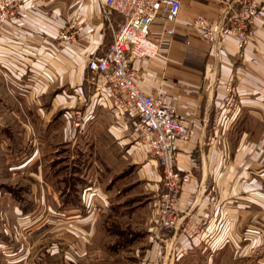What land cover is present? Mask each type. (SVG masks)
<instances>
[{
	"label": "crops",
	"instance_id": "crops-1",
	"mask_svg": "<svg viewBox=\"0 0 264 264\" xmlns=\"http://www.w3.org/2000/svg\"><path fill=\"white\" fill-rule=\"evenodd\" d=\"M180 1L175 34L166 51L151 59L132 60L130 64L137 70L136 82L140 88L147 94L161 97L167 106L174 107L178 117L195 131L192 142L179 141L175 148L178 167L190 176L177 207L182 212L190 208V213L181 216L183 226L191 222L202 225L197 233L191 230L183 234L170 231L169 242L165 244H172L174 257L167 260L165 256L168 253L162 255L157 241H152L151 228V238L146 248L141 250V264H221L219 255L226 252L228 246L239 255L238 259L232 256L229 264H244L254 254L260 256L257 264H264V24H256L242 51H238L232 41L222 47L216 43L209 45L201 40L191 24L197 19L213 24L224 23L220 17V0ZM257 1L264 5V0ZM20 6V14L0 27V84L7 91H1L0 105H49L44 109L54 120L44 131L47 133L44 137L50 141L58 138L56 128L59 120L55 119L71 105H77L78 99L82 102L89 98L93 107L95 103L104 108L114 107L112 117L117 128L107 124L105 131L101 132L99 125L102 122H99L98 115L102 110L98 108L92 126L82 127L79 135L68 141L80 144L79 163L85 168L83 172L91 167L90 174H96L97 167L101 171L100 179L107 175L111 179L126 163L127 173L116 180H134L136 185L129 183L127 186L136 195L139 194L134 192L139 189L138 181L152 180L156 182L157 192L161 185L160 171L156 169L155 160L147 156L144 146L136 142L138 118L132 113L119 112L104 79L93 78L86 69V61L90 57L106 52L113 33L123 22L122 17L112 13L108 19L105 18L99 0H20ZM69 24L77 25L78 39L71 45H61L56 35ZM228 82L238 94V106L226 116L223 108L228 96ZM97 98L100 99L96 101ZM217 109L222 111L228 129H216V143L208 146L204 143L213 135L212 114ZM248 117L263 123L259 133L251 135L252 130L246 126ZM0 131L8 137V141H4L12 152L20 158L26 156L23 148L25 135L21 139L9 135L3 128ZM31 156L35 158L33 161L28 159L32 161L29 162L31 169L42 180L45 159L40 154L37 158ZM136 163H142L141 177ZM103 181V188L95 192L107 205L114 207L112 201L116 198L117 183ZM48 188L53 189L51 184ZM205 190H212L215 196L205 195ZM55 195L54 190L50 199ZM48 198L44 192L41 199ZM67 198L60 199V203L67 200L64 210H73L75 199ZM18 202L21 211L26 213L31 204L25 200ZM156 203V199L152 205L149 202V208L152 210ZM77 220L84 226L92 222V216ZM148 232L147 229L146 237ZM81 234L84 239L86 232ZM241 235L248 238L238 247L236 243ZM138 237L130 243H137L142 236ZM0 239L4 244L8 243L6 237ZM80 244L76 241L75 248L70 249L73 255L92 253L94 247H81ZM121 247L117 246L112 252ZM57 253L54 249L51 254Z\"/></svg>",
	"mask_w": 264,
	"mask_h": 264
},
{
	"label": "rangeland",
	"instance_id": "rangeland-1",
	"mask_svg": "<svg viewBox=\"0 0 264 264\" xmlns=\"http://www.w3.org/2000/svg\"><path fill=\"white\" fill-rule=\"evenodd\" d=\"M220 4L221 8L225 7L223 0H220ZM18 5L21 7L20 0H18ZM260 6L264 7L263 4H260ZM233 7L238 8V4L235 3ZM19 14L16 13L13 18ZM225 23H227L226 19H224ZM5 90L6 88L0 84V94H2L1 91L6 93L7 91ZM86 99L82 100L81 105H71L68 109H65L66 112L63 115L55 119L59 120V123L57 125L58 128H56L58 138L56 137L54 141L44 137L47 134L44 131L53 122L52 119L54 120L53 117H48V111L44 109L45 106L48 107L49 105H44V107L42 105H0V129L3 128L9 135L21 137V139L25 135L23 137L25 139L23 148L26 151V156L22 155L21 158L17 153L12 152L9 144L7 145L4 141V139L8 141V137L4 136L0 131V238L2 236L6 237L8 242L4 244L0 239V264H141L143 259L141 250L143 247L146 248L147 241L151 238V228L153 230L152 241H157L163 253L162 255H165V252L168 253V256H165L166 260L170 256L174 257L171 252L173 250L172 244L168 246V243L165 244V242L170 239L168 236L170 231L171 233L175 231L181 234L184 233L182 231L184 226L181 222V216H184L185 213H190V208L186 212L180 210L177 212L176 217L180 221L177 227L159 229L157 225L159 201L169 191L165 186L157 160L150 153L146 151L147 156L155 160L156 169L160 171L161 185L157 191L158 193L154 186L156 182L152 180L143 179L138 181L137 187L139 189L134 191L139 193L137 195L132 193L130 186H127L129 183L133 186L135 184L134 180H126V182L122 179L116 180L117 177H122L127 173L126 163H123L118 169L120 173L112 175L111 179H108L110 178L108 175L100 179L101 171L97 167L95 168L96 174H90L91 167L85 173L83 172L85 168L79 163L81 161L80 149L78 148L80 144L79 142L73 144L68 141L79 135L78 132L82 127L90 128L92 126L95 112L98 108L102 110L101 116L98 115L99 122H102L99 125L101 132L105 131L104 127L107 124L117 128L112 117L115 110L114 107L110 109L108 107L104 108L103 105H96V103L95 107H93L90 105L91 100L89 98ZM99 99L97 98L96 101ZM237 106L224 105L225 115L229 116L228 113H231ZM103 110H107L109 113H105ZM218 110L221 111L217 109L212 114L211 133L213 132V135L211 134L212 136L210 135L211 137L209 136L204 143L208 146L211 145V138H215V131L228 129L224 124L225 120L214 126L213 118ZM176 117L184 123L177 113ZM248 118L246 126L250 131L252 130L251 135L259 133L263 128V123H258L257 118ZM119 131H123V129H119ZM114 132L116 135H120L118 131ZM63 135L65 140H63ZM136 142L142 145L139 134ZM22 153L23 150L20 154ZM31 154L36 158L39 154L40 156L43 155L45 159L43 162L44 174L42 175V180L31 169L30 163L35 159L31 158ZM9 155H11V158ZM28 159L32 161L30 162ZM141 165L142 163H136L140 177L143 173ZM176 171L180 176H189L188 173L178 167L177 161ZM103 179L105 183L107 181H110L108 183H111V181L117 183L116 192L118 193L115 192L116 198L112 201L114 202V207L110 206V204L107 205L96 193L103 188ZM82 181L83 184L80 185ZM48 184H51L53 189H49ZM148 184H151V186ZM183 187L177 195V201ZM54 190L56 195L50 199V193L54 195ZM44 192L49 198L43 201L41 198ZM204 193L205 195L212 194L215 196L212 190H205ZM67 197L75 199L76 207L73 210H64L63 206L67 205ZM64 198H67V200L60 203V199ZM154 199H156L157 203L156 206H152L154 208L151 210L149 202L152 205ZM18 200H25L31 204L26 213L19 208ZM89 215L92 216V222L84 226L78 222L77 219ZM149 215H153L156 218L154 222V217L149 218ZM91 223H93L92 227ZM201 225L198 228L199 230H194L193 228L189 230L192 233H197L200 231ZM147 229L149 232L146 237ZM81 232H86V240L82 238ZM138 236L142 237L137 239V243H130L136 240L135 238ZM245 236H240L238 243H236L238 247L247 242L244 239L248 237ZM76 241L81 243V247H94L92 253L88 255L87 253L80 254L79 256L73 255L70 249L72 247L75 248ZM132 244H135L136 248L132 247ZM117 246L122 247L118 251L112 252ZM227 248L226 252L219 255L218 261L221 264L225 263L224 261L229 264L233 257L236 259L239 257L236 253L234 254V249L231 246ZM54 249H57V254H51ZM108 250H111L112 253H109ZM259 257V255L254 254L244 264H257V258Z\"/></svg>",
	"mask_w": 264,
	"mask_h": 264
},
{
	"label": "built area",
	"instance_id": "built-area-1",
	"mask_svg": "<svg viewBox=\"0 0 264 264\" xmlns=\"http://www.w3.org/2000/svg\"><path fill=\"white\" fill-rule=\"evenodd\" d=\"M56 1V0H50ZM105 18L116 13L123 19L113 33L112 42L105 53L92 56L86 61V69L95 77H102L114 104L121 113L135 115V129L140 141L151 156L157 160L168 194L159 201L157 225L159 229H172L179 225L176 214L177 195L188 182L189 176L176 171V144L190 143L195 131L176 117L174 107L167 106L159 96L145 93L136 82L137 70L132 60L154 58L166 51L176 30L181 8L180 0H99ZM238 4V8L233 7ZM221 19L227 23L213 24L197 19L191 27L206 44L224 46L229 41L242 50L253 35L256 24H264V7L257 0H223ZM21 9L18 0H0V27L12 19ZM76 24H69L56 35L61 45H71L78 37ZM228 96L225 105H237V92L231 82L226 84ZM81 105V99H78ZM224 120L222 111L216 112L213 122L217 126ZM77 125V124H76ZM216 143V137L210 144ZM200 223H187L182 231L199 230Z\"/></svg>",
	"mask_w": 264,
	"mask_h": 264
}]
</instances>
